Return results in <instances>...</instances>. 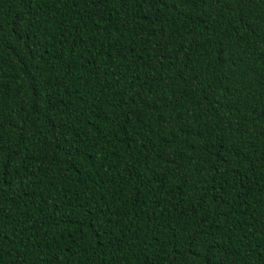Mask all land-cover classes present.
<instances>
[{
	"label": "trees",
	"instance_id": "trees-1",
	"mask_svg": "<svg viewBox=\"0 0 264 264\" xmlns=\"http://www.w3.org/2000/svg\"><path fill=\"white\" fill-rule=\"evenodd\" d=\"M0 264H264V0H0Z\"/></svg>",
	"mask_w": 264,
	"mask_h": 264
}]
</instances>
